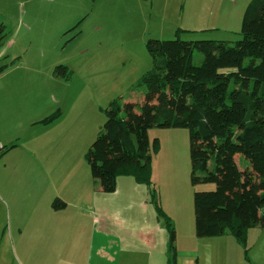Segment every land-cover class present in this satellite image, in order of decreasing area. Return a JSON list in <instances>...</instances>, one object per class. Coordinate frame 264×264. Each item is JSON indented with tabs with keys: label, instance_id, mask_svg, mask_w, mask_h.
Instances as JSON below:
<instances>
[{
	"label": "rangeland",
	"instance_id": "rangeland-1",
	"mask_svg": "<svg viewBox=\"0 0 264 264\" xmlns=\"http://www.w3.org/2000/svg\"><path fill=\"white\" fill-rule=\"evenodd\" d=\"M251 1L0 0V28H7L11 33L7 39L16 38L13 49L3 58V64L1 62L4 68L11 67L7 80L25 76L37 78L39 73L33 62L48 56V72L56 77V80L48 81V98L55 105L57 102L63 106L69 122L83 124L85 131H73V138L83 140L81 145L72 147L70 155L74 157V166L79 168L78 175H71L82 178L77 181L79 187L86 188L88 183L91 185L93 176L86 158L87 154H91V146L98 136L97 133L94 135L93 128L98 124L101 129L104 128L106 110L112 111V104L117 103V114L125 116L131 123L136 144L139 138H148L152 155V186L148 188L139 184L140 191L148 198L147 202L140 203V193L132 191V186L126 180H119L124 181L120 186V195L113 199L104 198L102 191L101 200L102 207H108L107 215L116 232L127 239V247L131 239L132 248L126 247L125 250H131L132 254L144 251L148 257L143 254V258H148L152 264H168L171 255L170 228L164 217L158 219L156 204L169 218L175 231L176 264H264L262 226L248 230L246 243H239L228 231L216 237L197 236L195 189L216 190L217 183L224 179L226 173L223 165L217 154L213 153L218 149L216 145L220 146L221 143L214 137L194 138L199 145L197 154H205L201 159L206 161V169L197 170V175L203 181L195 187L192 183L190 129L172 124L155 125L152 121L156 109L164 105V100L160 94L149 91L148 85L143 82L144 76L153 69L149 44L179 38L187 42L216 41L237 46L242 40L243 18ZM47 5L48 46L45 41H40L47 38L43 27L35 23L47 11ZM2 37H5L4 34ZM5 43L3 39L2 44ZM203 60V54L196 49L194 64L199 66ZM166 90L165 95L172 99L178 113H182L191 103L187 94L176 95ZM208 91L204 89V92ZM92 102L100 107L97 113L99 121L95 112L92 125L86 128L85 120L80 121L79 118L82 114L84 119L88 115L93 117L95 107L90 105ZM77 109L84 112L78 113ZM58 111L62 113L61 109ZM91 128L93 131L89 132ZM155 139L160 142L157 151L154 150ZM236 144L235 162L245 181L248 178L253 181L257 171L251 155L242 149L238 141ZM82 164L83 168L80 169ZM86 175L92 178L83 179ZM213 177L216 182L212 180ZM81 181L85 184L81 185ZM109 196L108 191L106 197ZM30 215H22L20 220L30 221ZM160 227L164 229L165 241L161 239ZM11 230L7 223V234ZM39 230L38 227L28 229L22 226L19 236L22 244L31 235L39 234ZM137 231L149 232L150 239L142 240L137 236ZM101 235L110 238V234L103 231ZM21 256L14 255L0 263L48 262L45 257L37 259L33 254V257Z\"/></svg>",
	"mask_w": 264,
	"mask_h": 264
},
{
	"label": "trees",
	"instance_id": "trees-1",
	"mask_svg": "<svg viewBox=\"0 0 264 264\" xmlns=\"http://www.w3.org/2000/svg\"><path fill=\"white\" fill-rule=\"evenodd\" d=\"M241 34L242 40L237 46L216 41L187 42L179 38L149 44L153 69L144 76L143 82L149 91L160 94L164 100L152 122L158 126L172 124L190 129L195 187L203 181L197 170H205L206 161L201 159L205 154H197L199 145L194 138L214 137L221 143L213 153L223 165L224 179L217 183L216 190L195 189L197 236L216 237L228 231L239 243H246L250 228L264 227V0L250 2ZM196 49L204 56L199 66L194 64ZM205 88L209 91L204 92ZM166 89L191 98L182 113L173 107L172 99L165 95ZM111 106L112 111L106 110L107 122L93 142L91 154H87L92 176L94 179L109 176L108 191L116 189L119 177H130L150 188L149 140L143 136L136 144L131 123L117 114V103ZM59 114L58 111L50 115L44 122L54 121ZM236 141L251 155L257 171L253 181L251 178L245 181L235 162ZM159 145V139H155V151ZM212 180L216 182L214 177ZM156 207L158 219L164 217L170 228L168 263L176 264L175 231L163 210L157 204Z\"/></svg>",
	"mask_w": 264,
	"mask_h": 264
},
{
	"label": "crops",
	"instance_id": "crops-1",
	"mask_svg": "<svg viewBox=\"0 0 264 264\" xmlns=\"http://www.w3.org/2000/svg\"><path fill=\"white\" fill-rule=\"evenodd\" d=\"M37 22L45 30L43 33L47 37L40 41H45L48 46V5L47 11L35 20ZM2 29L0 28V142L5 148L0 152V262L3 263L14 255H22L36 256L37 259L45 257L48 259L47 264H152L148 258H143V254L148 257L144 251L132 254L131 250H125L127 239L116 232L107 215L108 207H102L101 200L102 191L104 198L113 199L120 195V186L124 181L119 180H126L132 186V191L140 193V203L145 204L148 198L140 191L141 185L130 177H119L116 189L109 191V197H106L111 183L109 176L93 178L91 185L88 183L86 188L78 186L77 181L82 178L71 175H78L79 168L74 166V157L70 155L72 147L81 145L83 140L73 138V131H85L83 124L69 122L63 106H59L57 102L55 105L48 98V81L56 80L48 72V56L33 62L39 73L37 78L25 76L7 80L11 67L4 68L1 62L9 50L13 49L16 38L7 39L11 33H8L7 28ZM3 39L6 40L4 45ZM90 105L95 107L93 117L88 115L84 119L82 114L79 118L80 121L85 120L86 128L92 125L95 112L96 115L100 112L99 106L93 102ZM59 109L62 113L58 118L49 123L44 122ZM77 110L78 113L84 112ZM93 130L94 135H98L101 131L100 124ZM93 130L91 128L89 132ZM89 176L86 175L83 179H91ZM80 183L85 184L83 181ZM28 213H31V220L21 221V216L27 217ZM7 223L12 227L9 234L6 232ZM22 226L28 229L31 226L38 227L39 234L31 235L22 244L19 237ZM160 228L161 239L165 241L164 229ZM102 231L110 234V238L102 236ZM137 233L142 240L149 238V232ZM131 245L130 239L127 248H132Z\"/></svg>",
	"mask_w": 264,
	"mask_h": 264
},
{
	"label": "built area",
	"instance_id": "built-area-1",
	"mask_svg": "<svg viewBox=\"0 0 264 264\" xmlns=\"http://www.w3.org/2000/svg\"><path fill=\"white\" fill-rule=\"evenodd\" d=\"M4 145L0 142V152H2L4 150Z\"/></svg>",
	"mask_w": 264,
	"mask_h": 264
}]
</instances>
